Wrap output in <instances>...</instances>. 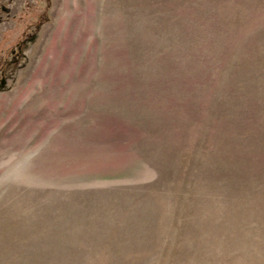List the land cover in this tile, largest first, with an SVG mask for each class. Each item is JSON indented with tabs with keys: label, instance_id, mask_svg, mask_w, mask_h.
Listing matches in <instances>:
<instances>
[{
	"label": "rangeland",
	"instance_id": "374dc122",
	"mask_svg": "<svg viewBox=\"0 0 264 264\" xmlns=\"http://www.w3.org/2000/svg\"><path fill=\"white\" fill-rule=\"evenodd\" d=\"M0 264H264V0H0Z\"/></svg>",
	"mask_w": 264,
	"mask_h": 264
}]
</instances>
